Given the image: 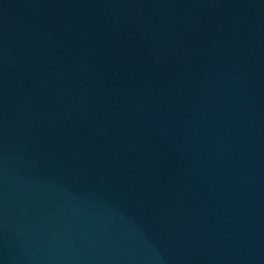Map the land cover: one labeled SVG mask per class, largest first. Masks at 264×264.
Returning a JSON list of instances; mask_svg holds the SVG:
<instances>
[{
    "label": "water",
    "instance_id": "obj_1",
    "mask_svg": "<svg viewBox=\"0 0 264 264\" xmlns=\"http://www.w3.org/2000/svg\"><path fill=\"white\" fill-rule=\"evenodd\" d=\"M0 264H264V0H0Z\"/></svg>",
    "mask_w": 264,
    "mask_h": 264
}]
</instances>
